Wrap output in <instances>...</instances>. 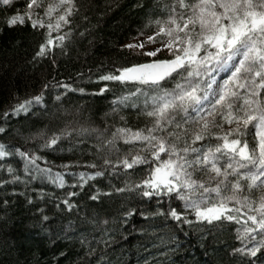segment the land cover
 <instances>
[{"label": "snow or ice", "instance_id": "snow-or-ice-1", "mask_svg": "<svg viewBox=\"0 0 264 264\" xmlns=\"http://www.w3.org/2000/svg\"><path fill=\"white\" fill-rule=\"evenodd\" d=\"M0 4L10 12L4 20L7 27L27 24L40 33L42 42L33 62L49 59L53 66L55 49L66 54L74 20L88 21L78 0H25L23 9L16 6V0H0ZM91 32L85 27L77 35L88 39ZM133 40L121 50L145 59L114 66L98 80L132 86L128 95L113 102L112 115L123 108L135 109L149 121L144 128L129 127L123 115L120 126L108 124L105 113L104 127L73 124L26 137L38 140L34 151L0 143V158L18 155L26 161L25 184L47 178L63 189L64 175L57 172L53 176L51 168L42 169L37 163L42 156L36 153L55 148L74 134L82 142L91 139L92 155L101 163L85 165L94 171L80 172L78 178L74 173L71 188L83 190L98 177H127L128 170L144 166L146 175L139 182L129 185L125 180L122 187L110 184L112 191L97 189L89 199L135 192L156 200L159 207L151 216L174 221L178 227L192 225L190 215L210 225L231 222L239 227H235L237 244L230 255L241 264H264V0H156ZM53 80L55 84L46 82L30 98L17 97V103L0 119L7 123L10 115L28 113L34 105H43L47 111L45 93L49 89H63L54 97L58 102L69 92L85 91ZM106 91L107 86L97 95ZM0 134L9 133L0 127ZM7 171L12 182L20 181L11 167ZM77 195L75 190L68 191L62 200L68 211L75 207L70 198ZM135 214V209L126 208L124 220ZM41 220L47 222L49 217L42 214ZM100 242L111 243L103 237ZM92 255L95 249L89 246L86 256ZM96 260L111 264L103 255Z\"/></svg>", "mask_w": 264, "mask_h": 264}, {"label": "trees", "instance_id": "trees-1", "mask_svg": "<svg viewBox=\"0 0 264 264\" xmlns=\"http://www.w3.org/2000/svg\"><path fill=\"white\" fill-rule=\"evenodd\" d=\"M78 3L88 21L80 17L74 20L73 31L66 41V54L55 49V66L49 59L33 62L42 42L40 33L27 24L7 27L4 20L10 12L0 4V117L17 103V97L30 98L46 82L55 84L53 77L85 90L69 92L58 102L54 97L63 89H49L45 93L47 111L43 105H34L28 113L10 115L7 123L0 119V127L9 133L0 134V143L34 151L38 140L29 141L26 137H35L41 131L50 134L73 124L104 127L105 113L109 114L108 124L120 126V115L133 129L144 128L149 123L135 109L123 108L113 116V102L128 95L132 86L99 81L98 77L114 66L145 59L121 48L137 37L146 12L156 0H78ZM24 4L25 0H16L18 8L23 9ZM85 27L92 32L88 39H81L77 32ZM105 86L108 91L97 95ZM92 144L93 140L82 142L74 134L63 138L55 148H43L36 153L42 156L37 161L42 169L51 168L53 176L57 172L64 175L63 189L47 178H34L25 184L26 161L18 155L0 158V264H97L96 257L101 255L111 264H241L239 258L230 255L237 244L235 227H239L231 222L210 225L196 222L194 215H190L193 224L178 227L174 221L151 216L159 207L156 200L141 198L135 192L115 194L111 198L102 196L99 201L89 199L97 189L101 193L112 191L110 184L122 187L125 180L129 185L139 182L146 175L144 166L136 171L128 170L127 177H98L84 185L83 190L71 188L74 173L78 178L80 172L94 171L85 165L101 163L92 155ZM120 148L123 151L125 146L121 144ZM9 167L21 177L20 181L12 182ZM4 180L9 183L3 184ZM73 190L79 195L70 198L75 207L68 211L62 200ZM126 208L135 209L136 214L125 221ZM42 214L49 217L47 222L41 220ZM104 220L109 223L105 225ZM102 237L110 240V245L100 242ZM89 246L95 249V255L86 256Z\"/></svg>", "mask_w": 264, "mask_h": 264}, {"label": "rangeland", "instance_id": "rangeland-1", "mask_svg": "<svg viewBox=\"0 0 264 264\" xmlns=\"http://www.w3.org/2000/svg\"><path fill=\"white\" fill-rule=\"evenodd\" d=\"M139 39H144V37H139ZM134 42H136V41L131 39L128 43H134Z\"/></svg>", "mask_w": 264, "mask_h": 264}]
</instances>
